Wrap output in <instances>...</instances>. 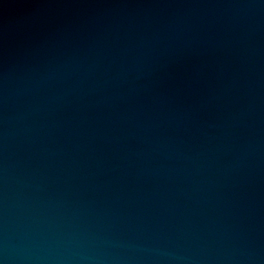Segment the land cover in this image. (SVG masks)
I'll return each instance as SVG.
<instances>
[{"label":"water","instance_id":"1","mask_svg":"<svg viewBox=\"0 0 264 264\" xmlns=\"http://www.w3.org/2000/svg\"><path fill=\"white\" fill-rule=\"evenodd\" d=\"M0 264H264V0H0Z\"/></svg>","mask_w":264,"mask_h":264}]
</instances>
